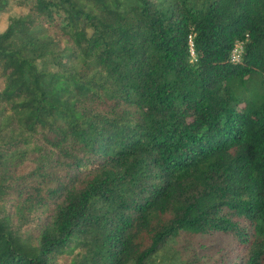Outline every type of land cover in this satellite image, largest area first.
<instances>
[{
  "label": "trees",
  "instance_id": "obj_1",
  "mask_svg": "<svg viewBox=\"0 0 264 264\" xmlns=\"http://www.w3.org/2000/svg\"><path fill=\"white\" fill-rule=\"evenodd\" d=\"M15 1L0 264H264V0Z\"/></svg>",
  "mask_w": 264,
  "mask_h": 264
},
{
  "label": "rangeland",
  "instance_id": "obj_2",
  "mask_svg": "<svg viewBox=\"0 0 264 264\" xmlns=\"http://www.w3.org/2000/svg\"><path fill=\"white\" fill-rule=\"evenodd\" d=\"M22 10H24L23 7L19 6L15 0H11L7 10L0 14V31L6 28L10 16L18 15Z\"/></svg>",
  "mask_w": 264,
  "mask_h": 264
},
{
  "label": "built area",
  "instance_id": "obj_3",
  "mask_svg": "<svg viewBox=\"0 0 264 264\" xmlns=\"http://www.w3.org/2000/svg\"><path fill=\"white\" fill-rule=\"evenodd\" d=\"M243 53V42H238L234 49L232 50V60L233 61H240L241 56Z\"/></svg>",
  "mask_w": 264,
  "mask_h": 264
}]
</instances>
